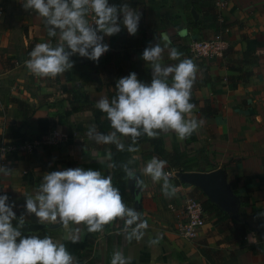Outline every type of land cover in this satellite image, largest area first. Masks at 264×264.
<instances>
[{
    "label": "crops",
    "instance_id": "1",
    "mask_svg": "<svg viewBox=\"0 0 264 264\" xmlns=\"http://www.w3.org/2000/svg\"><path fill=\"white\" fill-rule=\"evenodd\" d=\"M182 2L139 0L137 9L145 24H152L162 17H181L176 25L161 31V46L165 47L163 62H178L168 59L167 49L174 47L182 53L181 59H191L198 66L190 101L195 105L191 118L203 120L204 124L194 132L195 142L190 137L180 140L172 132L148 140H161L167 150L175 145L180 151L185 146L203 151L204 160H199V167L204 170L201 173L223 171L232 192H237L238 198L247 197L241 219L253 232L248 233L243 242L229 243L225 239L227 234H218L213 220L205 215L206 225L197 239L187 241L180 238L175 232L177 215L186 198L197 196L194 191L197 188L169 179L177 191L175 196L165 197L162 182L154 183L143 173L147 162L155 156L151 143H137L138 151L133 153L132 159L142 184L134 196L129 191L128 182L130 198L124 203L134 207L141 213V219L147 221L145 235L139 241L126 240L121 231L123 221L116 220L103 231L93 233V246L81 252L83 264H111L112 255L117 250L130 264H264V217H258L259 212H264V0H215V8L226 29L201 31L186 28L187 12L181 8ZM88 19L94 22L91 14ZM123 31V35L104 37L109 51L98 63L71 58L74 61L72 70L55 79L38 78L28 71L25 61L36 44L50 39L56 44L58 37H48L42 18L23 10L20 0H0V115L4 113L11 122L6 139L15 142L11 138L12 130L18 133L19 139L26 141L45 136L50 131L40 135L36 128V122L41 118L51 120L54 129L66 138L59 145L44 147L29 155L13 154L6 165L12 172L0 173V194H6L8 202L14 203L17 219L23 215L25 222L40 224L34 215L27 214L25 197L35 195L45 173L81 167L111 175L109 145L96 144L86 135L89 125L94 124L93 112L87 106L96 108L99 99L108 98L107 84L131 72H135L142 82H151L150 67L136 52L142 49L139 35L130 36L125 29ZM219 32L229 45L223 58H194L188 50L179 49L187 47L194 39L211 40ZM175 34L179 39L169 37ZM126 39L134 40L136 46L121 49ZM125 51L128 59L120 61ZM245 52L251 54L247 65L241 59ZM118 61L121 68L117 73ZM230 67L236 70H230ZM243 71L252 76L247 83L233 87L227 78L239 76ZM13 99L25 107H19L12 102ZM206 100L217 110L212 118H201L199 109ZM72 110L66 117L65 113ZM167 168L166 172L169 171ZM196 198L201 202L206 199ZM40 225L46 226L40 231L47 230L59 243H72L71 230L76 228L80 229L77 243L86 237L87 228L83 224L70 223L67 228L60 223ZM157 237H160L159 243L151 244L150 241ZM257 245L262 246V255L254 252Z\"/></svg>",
    "mask_w": 264,
    "mask_h": 264
},
{
    "label": "clouds",
    "instance_id": "2",
    "mask_svg": "<svg viewBox=\"0 0 264 264\" xmlns=\"http://www.w3.org/2000/svg\"><path fill=\"white\" fill-rule=\"evenodd\" d=\"M23 10L35 13L42 21L50 38L38 43L25 61L28 71L38 78L55 79L72 70L73 55L99 62L109 51L104 37H111L125 29L135 36L142 13L127 2L109 4V0H20ZM94 17L90 22L89 15ZM168 59L177 63L165 64V47L155 42L149 44L141 59L149 65L151 82L138 79L135 72L116 81V94L109 100L103 97L96 102V108L109 121L111 131H98L95 124L87 130V137L96 144L115 145L118 151L134 153L141 136L155 139L161 133H175L184 140L203 126V120L191 118L195 105L191 103L192 88L196 82L198 66L182 53L168 48ZM169 81H171L169 83ZM128 138L130 143H124ZM111 153H109V159ZM125 163L121 170L129 179H135L139 187L142 181L136 179L135 169ZM168 161L152 157L143 168L144 175L154 183L162 182V193L171 198L176 187L170 183V173L165 171ZM116 167L115 164L109 165ZM12 170L0 166V173L10 174ZM9 197L0 195V264H76L75 257L64 243L51 236L30 233L22 235L25 217L17 219L14 203ZM27 214L34 215L40 224L60 223L85 225L88 233L103 231L106 225L116 220L123 221L121 231L125 239L142 240L148 228L146 220L134 207L127 206L112 176L101 171L85 170L81 167L68 168L45 173L34 196L25 197ZM258 217H264L259 212ZM13 221H16L15 226ZM72 243L80 241V229L71 230ZM160 237L150 241L159 243ZM111 264H130L119 250L112 255Z\"/></svg>",
    "mask_w": 264,
    "mask_h": 264
},
{
    "label": "trees",
    "instance_id": "3",
    "mask_svg": "<svg viewBox=\"0 0 264 264\" xmlns=\"http://www.w3.org/2000/svg\"><path fill=\"white\" fill-rule=\"evenodd\" d=\"M127 2L130 4L131 7L137 9L139 0H127ZM122 0H109V4H121ZM181 8L184 9L187 12V17L185 18L186 22V28L187 29H193L201 31L203 29L208 28H214L215 30L219 29H225L226 27L223 24H219V19L221 18L218 14L216 8H215V0H183L181 4ZM192 11L196 13L198 16L197 19L194 18ZM180 16H172L168 18H160L158 21L152 23V24H145L143 18L140 19L139 22V28L137 31V35L140 37V45L142 46V49H137V53L142 56L143 50L149 46V44H153L155 42H158L161 44V34L162 30L167 31L170 26L176 25V21L180 20ZM206 23V24H204ZM224 23V21H223ZM218 30V31H219ZM123 29L120 31V35H123ZM175 39H179L178 36L175 34ZM126 44L121 45V49H127L130 47H135L136 43L132 39H126ZM180 50H188L189 46L187 47H179ZM228 50V49H227ZM227 50L224 53V56L227 54ZM223 56V57H224ZM251 56L250 53L245 52L241 54L242 63L248 64V58ZM71 58L79 60L81 57L78 55H73ZM122 59L126 60L128 59V53L125 51L123 53V58H120L119 60L122 61ZM118 61V68L116 69V72L120 71L121 68V62ZM231 69H235L234 67H230ZM236 70V69H235ZM206 75V74H205ZM252 76L251 73L243 71L240 73L239 76H229L227 78V81L233 86L237 87L238 84H245L247 83L248 79ZM116 82H109L107 84V94L109 100L116 94L115 89ZM112 87V89H111ZM13 103L18 105L19 107L24 108L25 105L21 103L18 100L13 99ZM88 110L93 112L94 115V124L96 125L98 131L107 134L109 131H111L109 121L106 119L105 114L101 113L97 108L88 105ZM72 111H67L65 113V116H69ZM199 112L201 114V118H212L217 114V110L212 108L209 104V101L206 100L204 103V106L199 109ZM37 131L40 135L45 134L48 131H51L54 129L55 124L46 118L38 119L36 122ZM15 130L11 131V138L14 143L19 144L24 141L25 139H19V136L17 135ZM39 138V136H37ZM37 138V139H38ZM190 140L192 142L196 141V138L194 136V133L190 136ZM143 142H150L153 147V154L158 157L159 159H163L168 161L167 169L172 170L174 172H203L199 167V160H204V152L199 150L196 151L194 149H189L187 146L184 147L182 151H180L175 145H172V148L170 150H167L164 148L162 141L159 139L156 140H148V137L141 136L138 140V143ZM124 143L127 145L130 143L129 141L124 140ZM111 158L109 159V164H115L116 167H111V176H112V183L114 187H117L120 191V194L123 198V201H128L130 198V193L127 188L128 184V177L125 175V173L121 170V166L125 163L129 164V167L135 169V165L132 159L133 153H129L126 150L121 152L118 151L115 147V145H109ZM264 171V166H263ZM197 193V196L199 197H205L199 190H194ZM234 194H237V192H233ZM1 195V194H0ZM196 195H192L191 198L198 199ZM240 200V208H239V219H232L231 216L227 213H224L218 209V207L211 203L209 200L205 199L202 202V210L204 214L209 218V220H213V226L218 231V234H227V237L225 238L227 242L229 243H239L243 242L246 235L250 232H253V230L250 228L249 224L244 222L241 217L243 216L244 212L242 207L243 204L247 203V197H239ZM107 226V225H106ZM105 226V227H106ZM104 227V228H105ZM37 235L44 237V236H51V234L47 230H42ZM94 236L93 233H88L86 230V237L83 242L81 243H67L63 242L67 248V250L76 257V264H83L81 259V252L91 248L94 244ZM254 252L256 254L262 255L263 249L262 246L257 245L254 247Z\"/></svg>",
    "mask_w": 264,
    "mask_h": 264
},
{
    "label": "built area",
    "instance_id": "4",
    "mask_svg": "<svg viewBox=\"0 0 264 264\" xmlns=\"http://www.w3.org/2000/svg\"><path fill=\"white\" fill-rule=\"evenodd\" d=\"M219 24H223L221 18L219 19ZM220 32L211 40L201 39L192 41L189 44V52L195 58H223L229 45L228 42L223 39ZM10 124V120L4 113H2L0 115V166H6L15 153L29 155L38 149L56 146L66 140L63 134L54 129L39 139L24 141L19 144L13 142L10 143L6 139V131ZM167 172L171 174L169 179L178 180L176 178L177 172L172 170ZM205 217L206 216L202 210V202L191 197L186 198L180 214H178L176 218V234L184 240L194 241L206 225Z\"/></svg>",
    "mask_w": 264,
    "mask_h": 264
},
{
    "label": "water",
    "instance_id": "5",
    "mask_svg": "<svg viewBox=\"0 0 264 264\" xmlns=\"http://www.w3.org/2000/svg\"><path fill=\"white\" fill-rule=\"evenodd\" d=\"M192 14L195 19L198 18L194 11H192ZM176 178L181 183L200 190L207 200L215 204L220 211L229 214L231 218L237 219L239 217V198L232 192L223 171L216 170L209 173L178 172L176 173ZM136 179H139L138 174H136ZM128 182L129 191L135 196L139 192L140 187L136 186L135 179L128 178ZM44 228H46L45 225L25 222L21 232L22 235L35 234Z\"/></svg>",
    "mask_w": 264,
    "mask_h": 264
},
{
    "label": "rangeland",
    "instance_id": "6",
    "mask_svg": "<svg viewBox=\"0 0 264 264\" xmlns=\"http://www.w3.org/2000/svg\"><path fill=\"white\" fill-rule=\"evenodd\" d=\"M195 40V39H194ZM194 40H191L190 42H189V44L192 42V41H194ZM198 40V39H197ZM189 44H188V46H189ZM194 57V56H193ZM195 58V57H194ZM256 116V115H255ZM251 117H254V114H252L251 115Z\"/></svg>",
    "mask_w": 264,
    "mask_h": 264
}]
</instances>
